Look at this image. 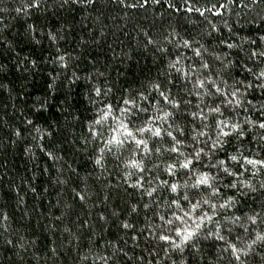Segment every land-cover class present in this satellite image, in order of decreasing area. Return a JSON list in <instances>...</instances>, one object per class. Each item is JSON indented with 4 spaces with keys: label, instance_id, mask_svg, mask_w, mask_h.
<instances>
[{
    "label": "trees",
    "instance_id": "obj_1",
    "mask_svg": "<svg viewBox=\"0 0 264 264\" xmlns=\"http://www.w3.org/2000/svg\"><path fill=\"white\" fill-rule=\"evenodd\" d=\"M261 53L264 0H0V264H264Z\"/></svg>",
    "mask_w": 264,
    "mask_h": 264
},
{
    "label": "snow or ice",
    "instance_id": "obj_2",
    "mask_svg": "<svg viewBox=\"0 0 264 264\" xmlns=\"http://www.w3.org/2000/svg\"><path fill=\"white\" fill-rule=\"evenodd\" d=\"M229 47H231V45H229ZM197 55H199V53H197ZM261 55H264V53H261ZM201 67H202V68H207L208 65L203 64V65H201ZM262 75H264V74H262ZM198 84H200V85L202 86V82L198 81ZM156 87H158V86H156ZM213 87H215V90H216L217 93H220V92H221V89H220L218 86H215V84H213ZM161 95L163 96V93H161ZM232 95L234 96L235 93H232ZM164 99H165V100H168V97H164ZM125 103H129V101H126ZM174 106H178V105H174ZM122 111H123V109H122ZM212 111H217V112H218L219 109H218V108H216V109H212ZM218 123H219V124H222L223 122L221 121V122H218ZM120 127L124 129V131H125V133H126V135H127L128 137H132V136H133V133H132L131 131H128L126 125L121 124ZM232 127L235 128L236 126H235V125H232ZM260 127L264 128V123H261V124H260ZM144 130H145V129H143V128L138 129V131H140V132H143ZM149 131H151V129H149ZM222 134L225 135V136L228 135L227 132H224V133H222ZM155 135H157V136L160 135V130H159V129H156V131H155ZM168 135L171 136V135H172L171 132H169ZM113 139H115V137H113ZM119 143H123V140H120ZM136 143H137L138 145H140V144H144L145 142L142 141V140H137ZM177 143H179V142H177ZM216 146H217V145H216L215 143L212 145L213 148H215ZM172 151H178V149H177L176 147H173ZM200 151H202V149H201ZM199 155H200V153L197 152V153H196V160H197V161L199 160ZM231 159L235 161L237 158H236L235 156H233V157H231ZM220 163L223 164L224 162L221 161ZM247 163H248V164L255 165V164H257V163H264V162H258V161H255V160H247ZM192 165H193V161L190 160V159L185 158L184 161H183L179 166H180L181 168H183V169H190V166H192ZM174 167H175V165H170V166H169L168 171H169L170 174L173 172ZM224 171L227 172L228 169L225 168ZM229 174H231V173H229ZM195 186H206V187H211V184H210V177H209L207 174H201V175L197 178V180H196V185H195ZM232 186L235 187V185H232ZM171 190H172L173 192H175V191L177 190V185H176V184L171 185ZM185 199H187V198H185ZM227 202H231V197H229V199H228ZM174 203H175V201H174ZM205 203H207V201H205ZM197 206H198V205L193 204L191 207H192L193 210H195V209L197 208ZM223 206H224V205H221V207H223ZM211 207H212V209L214 210L215 207H216V205H211ZM185 215H187V213H185ZM204 218L210 219V217H204ZM202 219H203V218H202ZM198 227H199V225H197V228H198ZM180 233H181V229H177V235H180ZM193 234H194L193 232L186 231V232H185V235L183 236V240H184V241L188 240ZM220 238L223 239V237H220ZM162 239L167 240L168 237H167V236H164V237H162ZM230 247L232 248V251H233V253L235 254V253L237 252L236 247H235L234 245H230ZM237 259H239L238 256H237Z\"/></svg>",
    "mask_w": 264,
    "mask_h": 264
}]
</instances>
